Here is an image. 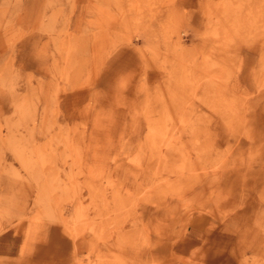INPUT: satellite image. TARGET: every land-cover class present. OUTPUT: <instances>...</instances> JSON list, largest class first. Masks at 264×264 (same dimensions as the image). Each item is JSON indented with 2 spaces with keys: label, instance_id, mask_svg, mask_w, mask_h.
Wrapping results in <instances>:
<instances>
[{
  "label": "rangeland",
  "instance_id": "rangeland-1",
  "mask_svg": "<svg viewBox=\"0 0 264 264\" xmlns=\"http://www.w3.org/2000/svg\"><path fill=\"white\" fill-rule=\"evenodd\" d=\"M4 233L0 264H264V0H0Z\"/></svg>",
  "mask_w": 264,
  "mask_h": 264
},
{
  "label": "crops",
  "instance_id": "crops-1",
  "mask_svg": "<svg viewBox=\"0 0 264 264\" xmlns=\"http://www.w3.org/2000/svg\"><path fill=\"white\" fill-rule=\"evenodd\" d=\"M36 247L39 249V246ZM20 250L21 243L17 241L14 234L4 233L3 235H0V255L17 256Z\"/></svg>",
  "mask_w": 264,
  "mask_h": 264
}]
</instances>
